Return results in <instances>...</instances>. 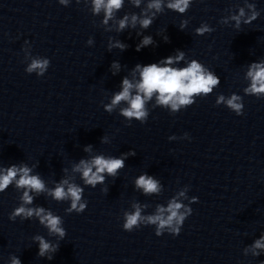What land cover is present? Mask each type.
<instances>
[{
  "label": "water",
  "instance_id": "obj_1",
  "mask_svg": "<svg viewBox=\"0 0 264 264\" xmlns=\"http://www.w3.org/2000/svg\"><path fill=\"white\" fill-rule=\"evenodd\" d=\"M243 0H194L183 15L189 25L178 28L180 15L168 10L146 30L157 41L140 51V37L132 30L105 32L83 0L68 6L58 0H0V164L39 161L35 171L45 179H59L61 168L86 155L83 145L119 154L135 149L116 178L105 181L109 191L86 186L88 205L81 213H65L64 202L45 198L35 203L51 207L64 218L66 236L53 259L36 255L34 233L47 236L36 219L15 221L8 213L17 193L10 186L0 193V264L9 253L23 264H258L264 255L245 256L243 247L264 230V98L244 95L243 69L264 58V0H255L260 16L236 30L218 23L230 4ZM125 10L139 11L131 5ZM201 20L215 27L196 35ZM169 41L156 35L165 28ZM89 35L94 44L85 42ZM113 35L129 47L106 48ZM27 39L33 54L50 57L46 73L24 71L22 45ZM181 48L221 77L213 93L174 115L161 107L141 124L126 125L117 111L109 113L100 101L118 88L121 77L137 62L148 63ZM118 59L124 67L112 75L109 65ZM236 91L244 96L243 115L224 105L214 106L216 92ZM119 129V131H116ZM187 131L191 139L169 140ZM110 143H101L103 134ZM141 171L159 177L160 196L134 190L132 179ZM183 184L197 195L179 234L155 235L154 226L133 231L121 227L122 210L132 199L163 202ZM187 203V201H185ZM152 209H146L151 211ZM54 239V238H51Z\"/></svg>",
  "mask_w": 264,
  "mask_h": 264
},
{
  "label": "clouds",
  "instance_id": "obj_2",
  "mask_svg": "<svg viewBox=\"0 0 264 264\" xmlns=\"http://www.w3.org/2000/svg\"><path fill=\"white\" fill-rule=\"evenodd\" d=\"M71 2L72 0H58L63 6H68ZM76 2L80 3V0ZM83 3L94 17H99V21L93 23H98L105 32L120 34L128 30L131 36L132 30H135L136 36L140 37L135 49L140 51L144 47L157 44L153 35L146 30L158 15L168 10L181 14L178 28L184 30L191 17L183 14L192 7L194 0H83ZM125 5H131L139 11L125 10L121 13ZM224 11L226 14L219 17L218 23L240 30L242 24L247 25L257 19L262 10L257 8L255 0H243L242 3L230 4ZM214 30L215 27L205 20H201L199 25L192 29L196 35H204ZM156 35L161 36L165 42L169 41L166 27L158 29ZM85 43L92 46L94 37L89 35ZM31 47L25 39L22 45L24 71L42 76L50 66V57L33 54ZM128 47L129 45L119 37H107L108 51H123ZM123 67L118 59H114L109 65V70L112 75H117ZM242 78L246 81L242 88L244 95L264 98V58L248 62L243 69ZM220 83L221 77L215 70L195 56L190 57L184 49L176 48L167 56L148 63L137 62L128 68L121 77L118 88L112 90L106 100L102 99L100 103L109 113L117 111L124 118L126 125H131L133 118L143 124L148 120L152 109L161 107L174 115L193 105L198 98L213 93ZM221 104L236 115H243L244 96L240 93L216 92L214 106ZM181 138L191 139L187 131L181 137H177L175 133L168 137L169 140ZM99 139L101 143H110L108 134L104 133ZM83 152L86 155L70 162V166L61 168L62 175L59 179H45L40 172L35 171L39 161L30 164L26 160H20L0 164V193L10 186L17 193V203L8 213V219H36L47 230V236L39 232L31 236L32 242L37 245L36 255L39 257L53 259L67 230L64 227V218L59 213L51 207L35 203V199L43 194L45 198L58 203L64 202L65 213H81L88 205L84 195L85 187L95 188L99 184L102 186L101 191L108 192L106 179L119 176V171L125 168L126 159L136 154L133 148L118 155L106 154L97 151L91 143L83 145ZM132 185L134 190L145 196H160L165 190L161 179L148 171H141L134 176ZM190 187L189 184L179 186L165 201L156 202L154 206L150 202L132 199L129 206L122 210L121 227L130 232L141 226L152 225L157 236L164 233L173 236L179 234L186 218L193 212L191 204L199 200L197 195H188ZM149 208L152 210L146 211ZM242 252L245 256L252 257L264 255V230H261L251 243L246 244ZM5 264L23 262L17 254L9 253ZM258 264H264V260L258 261Z\"/></svg>",
  "mask_w": 264,
  "mask_h": 264
}]
</instances>
